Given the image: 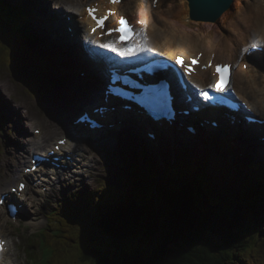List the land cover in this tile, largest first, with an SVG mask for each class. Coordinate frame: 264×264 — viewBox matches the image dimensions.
<instances>
[{
  "label": "rangeland",
  "instance_id": "1",
  "mask_svg": "<svg viewBox=\"0 0 264 264\" xmlns=\"http://www.w3.org/2000/svg\"><path fill=\"white\" fill-rule=\"evenodd\" d=\"M22 1L25 6H23V8L20 7V9L25 10L23 11L25 19L13 23L14 18L9 19L5 17L7 20L5 19L4 20L5 23H3L2 19L4 18L0 16V92L3 94V96L0 98L2 100V102H0V120L1 118L4 119V121H0V196L3 194V192L6 191L7 193L11 192L10 186L14 182L13 178L17 177L21 165L24 162H29L31 154H36V152L39 151V148L36 149L35 152L31 150L29 154V150L31 146L29 142H27L28 140L27 138L32 139L33 137L36 136L35 127L38 126V128H41L44 124L48 127L47 134H49V135H45L44 139L42 140L36 139L34 145L36 147H38L39 144L42 146L49 145L50 138L52 137L54 138L59 134H61L60 136L64 135L65 131L63 132L62 130H65V127L62 125L59 126L61 118L56 117L53 114L54 112L51 111V109L56 104H59L58 102L60 100H64L65 101L64 103L61 101V105L58 106V110L62 114L63 113L61 111L62 107L63 106L65 107L66 113L64 112L65 114L62 115L63 123H65L67 119L66 116L69 115L70 113H73L72 110H74L75 108L76 109L80 108L81 103L84 102L83 99L85 93L90 90L89 82H91V79H98L100 81V79L97 77L98 73L96 74V76H92V75L91 77L87 76L90 79L89 81L80 75L74 76L72 74H65L62 83L52 84L49 82L50 87L47 86L48 81L45 79L46 77H44L43 74H42L43 77L38 76L37 74L43 73L44 68L49 70L50 72L48 73L49 76L52 74H58L57 68L52 66L51 64L52 61L49 60L48 54L49 55L51 54L49 51L50 49L49 43H53L60 50L58 52L59 55L51 54L56 58V59L53 58L55 61L57 60L61 61V57H60L61 54H63V57L66 58L65 49L67 48L70 49L71 47H75L77 48V52H81L78 47V43L76 42L75 44L76 46L74 45L73 41H75V37H76L75 34L73 35L71 34L70 31L66 30V32H64V35H61V33L63 32L62 30L54 31V29H58L60 27L59 26L58 28H55L54 26L56 25L52 23L53 21L52 18H54L55 15H57L56 14L57 12L55 11L61 10L66 14H68L67 11H64L68 8V4L66 0H46L47 2L50 3L46 4L45 9L41 12L42 15H37L38 18L42 17V20L41 19L38 20L36 16H34V12L32 13V11L30 10L31 0H22ZM150 1L152 2V0ZM234 1H235L234 8L233 9L231 8L230 12H228L229 10L227 11V13L229 14L228 16H230L231 14L229 19L231 18L235 20L236 19L240 20L241 17L244 23H249V25L251 26L254 25L261 26L260 29H258L255 37L257 39H264V35L258 37L259 33L264 34V29L262 27L264 23V11H263L264 0H243V3L241 2V0H234ZM5 2L6 3L10 2L13 8H17L15 5L16 0H6ZM153 4L156 5L158 4V2L156 3V0H153ZM224 4L225 2L220 3L216 5V7L222 8ZM259 8L260 9L262 8V12L260 11V13H257L259 11ZM239 11H243V12L240 14ZM66 14H63V16L65 17ZM247 18H249L250 20ZM224 19L225 17H222L220 19V23L218 22L219 20L216 22H211L214 24L215 28L217 29L214 31V33L217 32L215 34H220L218 32L219 31L221 32L222 28L228 30L229 27L230 28L233 27V24L231 22L227 23L225 21L226 24L224 23L222 24L223 22L222 20ZM46 20L48 21L50 20L49 24L46 22ZM195 21L203 22V23L208 22L201 20H195ZM19 24H21L22 29L25 28L27 30L29 36L36 35L35 39L25 37L27 40H29L26 46H24L15 37L16 29L13 26L15 25L19 26ZM3 25L5 27L4 32L1 31ZM51 26L54 27V29H50ZM210 28L212 29L211 26L208 27V29ZM192 29L193 26L189 28V31ZM233 29L237 31L236 27H234ZM196 30L197 28L193 30L194 34L196 33ZM249 30L250 27L245 28V32H249ZM245 32L243 34H235L238 40L237 46L241 48V53L243 52V49L246 47V45H243L240 42L242 41L243 36L247 35L245 34ZM211 33L213 34V32ZM229 33H233V32H229ZM224 35L227 36L226 33H224ZM50 37L53 38L52 41H50ZM250 39L251 37L248 36L249 44L252 42L250 41ZM92 54H94V52H92ZM99 56L97 58L98 61H100ZM79 57L85 58L83 54H79ZM65 62L66 61H64V63ZM97 65L98 66L95 65L96 69L98 70L99 68L100 73L104 77H107V74L101 71V67L98 62ZM67 67L69 68L71 73L73 72V68H75L74 66H68V65ZM68 78L73 79L76 83H74L73 85L67 84L66 79ZM48 79L50 78L48 77ZM69 81L72 82L71 80ZM64 82L66 83L67 89H64V87H62L65 86ZM48 89L53 90L54 95L52 97H47L48 94H46V91ZM85 89H89V90H85ZM82 90H84L85 93L82 92L81 94H79L78 92ZM49 93H51V91ZM90 94H92L91 90H90ZM19 103H23L24 108L19 107ZM69 107L70 109H68ZM27 113H29L31 117H34L36 119V121H34V123L32 121L30 125L27 124V122L31 121L30 119L27 118L28 116ZM204 115H208V113H205ZM68 120L69 118L67 119V121ZM1 124H3V126ZM55 127L56 128L61 127V128L59 130H56ZM141 131H142L141 128L135 127L127 135L125 134L122 136V134L125 131H123L121 135L113 134L111 140L109 139V137H107V131H103L102 133L105 134L104 142L103 143L97 142V146L99 147L98 151L100 149L101 150L99 154H97L96 152L92 154L97 158H95L96 164L90 173L86 170L85 173L83 171L79 174L71 173L70 171H68L69 173L67 174V180H64V178L57 179V183L55 185L45 186L44 188H42L41 194L44 195L43 197L41 198L30 197L29 201L23 204L22 215H21L22 218H20V221L18 223L12 222L6 212L7 218L4 221L2 220L0 222V224L4 222V224L0 226V232L1 235H3L5 238L9 240L11 245L10 246L11 254L13 251L12 258L7 259L6 262L10 263L11 261H13L12 263L14 264H29V263L32 264V262L30 261L29 254L27 253L29 259L27 260L25 251L23 250V247L26 245V248H28L30 243L31 244L35 243L36 245L35 247L32 248L33 253L36 257H38L39 255L41 257L45 256L44 251L46 250V248L42 247L40 242L43 236L39 237L38 235L37 237H35V235L31 236L29 234L31 232H35L45 227L47 225L46 215L53 214L52 212L54 211L58 212L62 209H65L68 213L73 214L74 212H77L79 209H81L82 207L80 208V206L82 201H80V199H73L74 195L72 197H69V195L73 192H76L77 194L80 195V193H85L86 190H94L97 189L99 186L104 187L109 184L116 185V183L118 184L119 187H122V189L128 188L129 190H127V192L132 191L133 187H136L141 182L144 183L147 182L151 184L155 183L156 185L158 184V186L160 187L161 185L164 184V183L162 184V182L165 180L163 174L169 171L170 167H172V170L173 169L176 170L177 168H179L178 170L185 171V169H188L191 166L193 168L196 164L200 163L201 165V163H203L202 164L203 170H200V177L203 178V180L206 182V185L209 186L211 196L209 195L208 198L213 199V196H215L221 198L227 197L228 199H230L229 195H225L226 192L224 190L230 191V193L232 192L233 195H237L240 193L242 189V184L240 185L239 191L238 190L231 191L229 190L228 187H226L224 190L216 187L214 183L215 175L217 182L221 181L222 183L223 181L230 179L227 175L228 164L227 162H225L224 159L227 156L226 157L223 156L224 157L223 158L220 157L219 152L211 153L209 150L204 151L203 149H201V147L203 146L200 147V145L198 146V144H196L200 142L199 144L201 145L203 144L209 145L210 140L202 138L200 140L195 141L194 142L195 144L191 143V145H189V148L185 149V146L188 144V142H190L189 137L177 134L175 139H171V138L168 139L167 138L168 134L162 132L160 135H158L159 140H163V139H167V140H164V142H156L154 146L151 144H147L145 142L148 139V135L143 134L142 136L141 135L139 136L138 132ZM121 136L122 139L117 141V139ZM226 141L232 142V140L229 139L228 137L226 138ZM89 144L90 143L88 144L86 143L85 145H89ZM141 144L143 145L139 146ZM254 144L256 145L258 144L257 148L262 153L264 150V142L257 139L256 142H254ZM132 145L141 149L145 148L144 152L148 155L144 158V160H141L136 156L137 152L131 154L127 152V150H129ZM158 145L162 146V150H161L163 151L162 153H160L161 151L160 152L156 151L155 147H158ZM193 146L196 147L195 152L199 154L197 156V154L195 153V156L197 157H195L194 154L192 153L194 149ZM154 153H158V155L160 154V156L157 155L158 157L156 158V161L152 162L150 160V157ZM28 154L29 156L27 158V156L25 155ZM126 154H129L128 158L124 159L122 164L118 163L121 159L125 157ZM252 154L254 155L253 160L246 157L247 158L246 164L248 166L254 161L257 162V165L258 162L260 163L261 161L264 162V159L258 153H256V151L252 152ZM231 157H232L231 165L236 169V166H234L235 156H231ZM136 163L140 164L139 172L136 171L135 168L133 167V165ZM156 164H158L159 168ZM73 166L70 168V170L74 169ZM135 172H138V175L136 177L134 175ZM151 174L153 176H158V177H154V178L152 177L151 179ZM206 174H208L211 180L204 179L205 177H207ZM74 175H79V177L83 175L84 179L81 180L79 183H77V188L72 189L69 182H71V178L74 177ZM176 177H177V181H180L182 185L189 183L188 179L184 178L183 176L178 177L176 175ZM86 182H89V184H87ZM167 182L171 184L170 185L171 187L167 188L164 186V189H161L163 190V192H166L167 190L173 192L175 189L180 187V185L176 186L174 183H171L169 180ZM234 184H236V182L233 183V185ZM16 186L17 185H14V187ZM68 186L69 189H71V191L67 190ZM35 188H37V186H35ZM45 188L47 189L45 190ZM263 192H264V188L261 185L259 187V190L252 191L250 192V194L253 193L252 198H255L256 196H259ZM30 194L33 193L30 192ZM61 207L63 208L61 209ZM85 212H86V208H85ZM87 214H89V212ZM263 216H264V212L262 211V218ZM74 220H77V218H75ZM47 238L48 240L50 239L49 235L47 236ZM259 238H260V242L253 248L251 254H248L242 258L239 257V260L236 263L234 262L235 264H264V230ZM78 242H79L78 238H74L72 236L71 239H63V240L55 241L56 254L51 259L52 262L54 264L56 263L70 264V262H68L67 259L65 258H64L65 260L63 259V256H66V253L70 251L76 252L78 250ZM32 261L34 264H42L39 263L36 260V258H34ZM48 262L49 260H47L45 264H48Z\"/></svg>",
  "mask_w": 264,
  "mask_h": 264
},
{
  "label": "bare ground",
  "instance_id": "2",
  "mask_svg": "<svg viewBox=\"0 0 264 264\" xmlns=\"http://www.w3.org/2000/svg\"><path fill=\"white\" fill-rule=\"evenodd\" d=\"M68 1L69 2L72 1V2H70L71 5L69 4L70 7H68L64 11H73L74 10L76 13L78 12L81 15V17H80L81 20H79V23L81 25H83L82 28H84V29L79 28L81 26L80 24L74 26L73 25V23L75 21L74 17L69 20L67 14L61 10H57L56 11L57 15H55V17L52 18L53 24L56 25L54 27L55 28H58L59 26L60 27L58 29H54V27L51 26L50 29H54V31L55 30L56 31L62 30L63 32L61 33V35H64V32H66V30L64 29L63 25H66L67 27H70V26L73 27L72 31L70 30V32H71V34L76 35V37L74 36L75 37V41H73L74 45L76 44V42L78 43V47H79L80 51L83 53V55L85 56V58H80L78 56L77 48H75V47H71L70 49L69 48H67V49L63 48L66 51L65 52L66 58H64L63 54H61L60 55L61 61H58V60L55 61L54 59H56V58L53 55H51V58L54 61L53 63L55 64V67L57 69H60L58 74L61 76V78H55L54 74L49 76V78L51 80H53L56 84L62 83V80L64 79L65 74H72L74 76L80 75L89 81L90 79L87 76H89V75L96 76V74L99 72V70L96 69L97 62L95 59H93V58H98L99 55H100L99 56L100 57L99 63L101 65H103L101 67V69H105V68L106 69H116L117 62L115 61V55L112 53L114 51L111 52L109 50V48H104L102 46V45L108 43L107 37H104L103 40L102 39L99 40L98 28L95 27L96 31L93 32L91 29L92 28L91 25L87 26V24H93V23H94V25H96L95 21L94 20H93L94 22L92 21L90 15H89V12H88V7H90L89 5H91V6L93 5V6L101 8L100 13H103L106 8H109V9H113V10H119L122 12V14L125 13L129 16H131V14L132 15H139V18L143 21L144 26L149 27V33L151 36L150 39H151V43L153 44V46L155 48L159 47L163 50L169 51L168 52L169 56H174L176 50H182L183 51L185 49L189 50V52L191 54L193 52H195L196 54L198 53L199 55H202L203 53H208L209 51H216V57L219 60V62H232V63H234V65H233L234 68L236 66H238L239 60L242 59V61L244 63L249 64L248 70H245L244 68H242L244 63L241 61L240 70L234 71V74L232 75V81H234V88L237 90V93L240 95V97L244 101H246V103L249 105V107L252 109V111H254L255 113L263 115V118H264V65L263 66L259 65V60H260V62H262L264 56L263 55L262 56L252 55L250 58L247 55H242L241 48H239L237 46L238 40H237L236 35H235V34H243L245 32V28L250 27L249 32H245V34H247V35L243 36L242 41H240L243 45H248L249 44L248 36L251 37L250 41H255V39H257L255 37L256 33H257L258 29H260L261 26H255V25L251 26V25H249V23H244L240 16H239L240 20L236 19L237 21L235 19H231V18L229 19L231 14H230V16H228L229 14L227 13L226 10H224L222 12V14L223 13L224 14L221 16V18L225 17V19L222 20L223 21L222 24L223 23L226 24V22L227 23L231 22L233 24V27L232 28L229 27L228 30L225 28H222L221 32L220 31L218 32L220 34H215L217 32L214 33V31L217 29L215 28L214 24L211 22H216L219 20L218 22L220 23L221 18L215 17L213 20H209L207 23L197 22V21L193 20L190 16V10H189V4H190L191 0H159L156 7L154 6V4H152V2L150 0H122L121 3L120 2L112 3V2H110V0H68ZM221 1L222 0H216L215 2H212V0H203V1L198 0L199 4L197 6V11L198 12L203 11V12H207V13L214 12L216 9L215 8L216 5L220 4ZM87 2H88V4H87ZM241 2L243 3V0H241ZM30 3H31L30 10L32 11V13L34 12V16H36V18L38 20L39 19L42 20V17L38 18L37 15H42L41 12L45 9L46 4L50 3V2H47L46 0H32ZM228 5L233 9L234 5H235V1L230 0ZM38 6H40V7H38ZM58 6H59V4H58ZM81 6L83 8H81ZM230 10L231 9H229L228 12H230ZM260 11L262 12V8L261 9L259 8V11L257 13H260ZM263 11H264V8H263ZM239 12L241 14L243 11H239ZM63 14H66L65 17L63 16ZM47 19H49V18H47ZM247 19H249V18H247ZM46 22L49 24L50 20L49 21L46 20ZM59 22H62V24H59ZM191 26H193V29L189 31V28ZM210 26L212 27V29L211 28L208 29V27H210ZM234 27L237 28V31L233 29ZM262 27L264 29V23H263ZM196 28H197V30H196V33L194 34L193 30H195ZM1 31L4 32L5 29L2 28ZM211 32H213V34ZM229 32H233V33H229ZM224 33H226L227 36H225ZM262 35H264V34L259 33L258 37H260ZM52 40H53V38L50 37V41H52ZM112 40H114V39H111L110 41H112ZM259 41L263 42L264 39H261ZM123 45H125V44H123ZM49 46H50V49H52V50L49 49L51 54L59 55L58 52L60 50L53 43H49ZM117 47H119V45H117ZM92 52H94V54H92ZM142 53L143 54L141 57L134 58L131 61L132 64L130 65L131 66L130 69L132 70L133 74H135V75L139 74L141 72V70L138 68V67H140L141 63L144 60L148 61V58H147V56H149L148 52L147 53L142 52ZM91 54H92L93 58L91 57ZM134 57H136V56H134ZM198 59H199L201 65L198 67L197 72L193 73L188 78H189V80H191V82L194 81L195 84L203 86L205 83L210 82L212 77L208 73V70L205 68L206 62H203V60L199 56H198ZM64 61H66V62L64 63ZM209 63H211V61H209ZM67 65L75 67V68H73L72 73L70 72ZM45 72L50 73L49 70H46ZM111 73L114 76L113 78L116 81L120 80L119 77L113 71H111ZM42 74L44 75V77H46L44 72L38 73L37 75L43 77ZM165 74L166 73L163 71V73H161L160 75L162 76ZM149 76H150V73H149ZM98 78L100 79L101 83L98 84V83L93 81L92 91H91L92 94H90V90L88 92H86L84 99H83L84 102L81 103L80 108H78V109L75 108L74 110H72L73 113L78 114L79 112H84V113L89 112L93 106V103L95 106H93L92 109L97 108L96 102L99 101L98 97L105 96V89H102V87H104V86H102V82H104V84L106 82H107V84L109 83V80H108L109 77L106 79L103 76H98ZM127 79L128 80L126 81V84L128 86H132L133 83L131 80H129L131 78H127ZM69 80H70V78L66 79L67 84H71V82ZM95 80H97V82H99L98 79H95ZM36 83H37V81H36ZM66 83H65V86H62V87H64V89H67ZM185 87L188 88L187 84L185 85ZM116 88H117V91L119 92V88L118 87H116ZM106 92H107V88H106ZM182 92L186 93V91H182ZM2 96H3V94L0 92V98ZM61 101L63 103L65 102L64 100H60L58 102L59 104H56L51 109V111L54 112L53 114L56 117L61 118L59 126L62 125L65 127V123H63V120H62V115L66 113L65 107L64 106L62 107V110H61L63 112L62 114L58 110V106L61 105ZM0 102H2L1 99H0ZM54 102H55V100H54ZM23 106H24L23 103H19V107H23ZM241 113L243 115V120H241L239 123L237 121L234 123L230 116L229 117L223 116V123L220 125V127L224 128V130H222L219 127H215L211 124L210 125L207 124L206 125L207 128H209L211 130H215L216 136H213L214 138L211 141H209L210 142L209 145H206V144L201 145V144H199L200 142L196 143V144H198V146L200 145V147L203 146V147H201V149H203L204 151L209 150L211 153L212 152H215V153L219 152L220 157H223V156L226 157L227 156L226 158H224V157L223 158L225 159V162H227V164H228L227 175H228L230 180H225L222 183H221V181L217 182L216 175H215L214 183H215L216 187L219 189L224 190L226 187H228L229 190H231V191H233V190L239 191L240 185L242 184V176L240 175V173L247 172L250 168H253L257 165V162L254 161L253 163H251L248 166L246 164V162H247L246 157L253 160L254 155L252 154V152L256 151V153H258L264 159V153H261V151H259V149L257 148L258 144L256 145V144H254V142L249 143L251 149L248 148L247 155L246 154L243 155V149L241 146L242 136L245 137V131L244 130H248L247 128H248V126H250V124L247 123V120L244 117V116L248 117L247 112L243 111ZM97 114L100 115L99 113H97ZM105 114H107V112H105ZM142 114H144V111H142V110H134L132 112V114H125L123 110H119L117 113L111 112L110 118H112L113 121L106 122L105 130H104V131H107V137H109V139L111 140L113 137V134L114 135H117V134L121 135V133L123 131H125V132L122 134V136L125 134L127 135L135 127L141 128L142 131L139 132L141 134V136L143 134L151 135L152 133L155 132V127L151 126V124L148 125V123H145V125L142 123L140 124L139 123V121H140L139 115H142ZM27 115H28L27 118L31 120V121L27 122L28 125H30L32 121H33V123H34V121H36V119L34 117H31L29 115V113H27ZM93 117L95 118V116H93ZM206 118H208V117H206ZM0 121H4V119L1 118ZM51 121H52V119H51ZM180 121H182V123H184V121H186V118H184V119L182 118ZM157 124H159V123H157ZM1 125L3 126V124H1ZM66 126L68 128V132H65L63 137L66 138L67 140H66V142L63 143V146H62L60 151H61V153L66 154V155H67V153H69V156H71L72 158H76L78 162L76 163V162H73L71 159H67V161H64V162L67 163L68 166H64L66 168H63V172H68V169L70 167L69 165H71V163H72V165H74L73 166L74 169L70 170L71 173H78L79 174L83 171L85 173V170L90 173L96 164L95 158H97L96 156H93L92 154L95 151H98L99 147L97 146V142L98 143L104 142L105 134H103L101 132L100 128L96 129L97 130L96 132H89L90 131L89 126L84 127V130H78L76 127L70 126L69 124ZM253 126H255V125H253ZM37 128H38V126L35 127V130ZM41 128L43 130L40 133V135H36L32 139L27 138L28 139L27 142H29V144L31 146V148L29 150V154H30L31 150H33L35 152L36 149H38V148H39V151L46 150L48 147L51 146L52 140L54 138H56L57 140L63 139V137L59 136L61 134L58 133L59 134L58 136H56L54 138L53 137L50 138L49 145H46L43 147V146H39L40 145L39 144L38 147H36V146H34L36 139L42 140V139H44L45 135H49V134H47L48 133L47 132L48 127L46 125L43 124V126ZM60 128L61 127H57L56 130H59ZM62 131L64 132L65 130H62ZM162 132L163 131H161L160 133H156V135H155L156 138H154V139L149 137V135H148V139L145 142L147 144H151L154 146H155L156 142H164V140H167V139L159 140V136H158ZM254 132L258 136L260 134H262V132L264 133V124L262 126H259V129L255 128ZM166 134H168L167 135L168 139L169 138H171V139L176 138V134L174 135L170 130H168V132ZM177 134L184 135L186 137H189V139H192V137L190 135V131L187 129L186 126H183L182 132L178 131ZM79 136H81L80 139H79ZM122 136L119 137L117 139V141L122 139ZM69 137H72V139H70ZM227 137H229L232 140V142L230 144L231 147H229V148L227 146V141H226ZM88 142H92V144L95 147L93 145H85ZM55 143H54V145H55ZM212 143H214V144H212ZM75 145H77V146H75ZM79 145L84 146L85 149H80ZM142 145L143 144H141L139 146H142ZM189 145H191L190 142H188V144L185 146V149L189 148ZM125 146H127V145H125ZM155 148H156V151H158V152H160L162 150V146H160V145H158V147H155ZM252 148H254V150ZM144 150H145V148L141 149V148H137L136 146L132 145L131 148L129 150H127V152L130 154L137 152L136 156L139 159L144 160V158L148 155L144 152ZM48 151L49 150L47 149L46 151L41 152V154L47 153ZM195 151H196V147H194L192 153L194 154V156H195V153L198 156L199 154ZM162 152L163 151H161L160 153H162ZM29 154L25 155V156H27V158H28ZM157 155H158V153H154L150 157V160L152 162H155L156 158L158 156H160V154L158 156ZM205 155H206V153H205ZM205 155H203V156H205ZM128 156H129V154H126L125 157L123 159H121L118 163L122 164L124 159H127ZM197 156H195V157H197ZM231 156H235V160H234L235 165L234 166H236V169L231 165V159H232ZM32 157H33V155L30 158H32ZM52 158H53V156L50 155L49 159H52ZM249 159H248V161H249ZM52 161H51V170H52L51 173H53ZM24 163L22 165H24ZM196 163H197V161H196ZM261 163L264 165L263 161H261ZM261 163L258 162V164H261ZM44 164L40 165V168H41L40 171L42 172V174H46L49 171L47 168H45ZM31 165H32V163H31ZM156 165L158 166V164H156ZM181 165H182V163H181ZM199 165H200V163L196 164L192 168L193 172H190V173H194L195 171H197ZM141 166H142V163H141ZM134 167L136 170H138V172L140 171V164L139 163L134 164ZM158 168H159V166H158ZM22 171H21V169H19L17 177L13 178V181H16V179H18L17 184H18V181L20 179H22ZM177 171H180V170H177ZM63 172L57 173V174H55V176L57 178H60L61 175H63ZM180 172H182V174L185 172V174H186V171H180ZM84 173H83V175H84ZM149 174H150V172H149ZM83 175H81L80 177H79V175H74V177L71 178V182H69V183H70V186L72 189L77 188V183H79L81 180L84 179ZM134 175H135V177L137 176L136 173H134ZM10 176H12V175H10ZM206 176L207 177H205L204 179L211 180L210 177L208 176V174H206ZM56 177H52L50 175H47L45 180L48 183L44 182L40 185H37V188H35V185H33L30 182L29 186L26 189L27 196H29L30 192H32L33 194L37 193V191H39V189L43 188V185L52 186L53 183H55ZM152 177H153V175L151 174V178ZM212 180H213V177H212ZM235 182H236V184L233 185V183H235ZM252 182L253 183L255 182L254 176H253ZM86 183L89 184V182H86ZM145 183H147V182H145ZM262 184L263 183H260V184L258 183L257 188L254 189V191L259 190V187ZM108 186L113 187L116 191H118V194L121 197L130 198V193L125 192V188L122 189V187H119L117 183H116V185L109 184ZM156 186H157V188H159L158 184ZM11 187H12V185H11ZM101 187L102 186H99L97 189H99ZM97 189H94V190H97ZM207 189L205 191V196L208 198L209 195L211 196V192H210L208 186H207ZM67 190L71 191V189H69V186L67 187ZM94 190H91V191H94ZM167 191H170V190H167ZM224 191L226 192L225 195H230V196L233 195L232 192L230 193V191H227V190H224ZM168 193L169 192H166V193H164V195L168 197L169 196ZM253 193H251L249 195L250 198H252ZM72 194L73 193H71L69 195V197H72ZM102 194H104V192H102ZM213 198H215L216 200L217 199L218 200L223 199L221 197H215V196H213ZM14 200H15V195L8 194L7 201L11 202ZM80 201H81V199H80ZM235 205H237V204H235ZM62 208L63 207H61V209ZM5 219H6V216L3 213H0V222L2 220L4 221ZM3 224H4V222L2 224H0V226ZM6 254H7L6 250H4L3 252H0V255L4 256L3 260H5Z\"/></svg>",
  "mask_w": 264,
  "mask_h": 264
},
{
  "label": "trees",
  "instance_id": "3",
  "mask_svg": "<svg viewBox=\"0 0 264 264\" xmlns=\"http://www.w3.org/2000/svg\"><path fill=\"white\" fill-rule=\"evenodd\" d=\"M5 1L0 0L3 23L5 17L14 18L15 22L25 19V10L20 9L25 6L22 0H16L17 8ZM13 27L27 38H36V35L30 37L21 24ZM171 169L163 174L164 184L159 188L155 183L141 182L129 192L130 198L121 197L108 185L80 195L76 193L73 198L81 199L82 208L73 214L65 209L52 212L50 226L38 234L43 235L41 245L46 248V257L39 255L36 260L54 264L53 242L71 236L79 242L76 252L63 256L70 264H235L239 257L251 254L264 230V192L249 197L258 183H263L264 188L259 164L244 172L239 194L221 200H206L207 185L200 172L190 173L193 169L189 168L182 174ZM175 174L187 178L189 183L182 185ZM168 180L180 187L166 191L167 197L161 189L171 187ZM235 204L243 206V210L231 217ZM48 232L53 242L48 240Z\"/></svg>",
  "mask_w": 264,
  "mask_h": 264
},
{
  "label": "snow or ice",
  "instance_id": "4",
  "mask_svg": "<svg viewBox=\"0 0 264 264\" xmlns=\"http://www.w3.org/2000/svg\"><path fill=\"white\" fill-rule=\"evenodd\" d=\"M110 2H112V3H118L119 0H110ZM95 11L96 10L93 9V8H89L88 9L89 14L96 21V27L103 29V27H104V21L107 19V16L97 17L95 15ZM108 14L111 15V10H109V13ZM119 23H120L121 27H118V28H109L107 34L111 35L112 32H120L121 33V37H119L118 39L120 41H123L125 38H127L128 39L127 46L125 47L121 43L120 46L117 47L118 41L117 40H112L109 43H106V44L102 45L104 48H109L112 51L116 52L119 56H123V57L135 56L138 53L146 52V51H150L151 50L148 47V45H147V42H146L147 41V36H146V32L143 29H141L139 31V36H140V39H141V43L139 45H137L135 43L136 37H137V32L134 30V28L132 26H128L127 27L128 36L125 37V35H124V33H125L124 25L127 24V21L123 17H121ZM92 31L95 32L96 31V28H93ZM252 47L253 48H256V47H259V45L253 44ZM177 62L178 63H181L183 65V60L181 58H178V61ZM197 62L198 61L196 59H193V61H192L193 64H195ZM205 67H207V65H205ZM220 67L221 66H219V65L217 66V71L220 70ZM212 86L215 87V85H212ZM223 90H224L223 88H219L218 89V91H223ZM203 95H204L205 99H208L209 98L207 92H204ZM20 187L23 188L24 185L21 184ZM0 203H2V201H0Z\"/></svg>",
  "mask_w": 264,
  "mask_h": 264
},
{
  "label": "water",
  "instance_id": "5",
  "mask_svg": "<svg viewBox=\"0 0 264 264\" xmlns=\"http://www.w3.org/2000/svg\"><path fill=\"white\" fill-rule=\"evenodd\" d=\"M216 0H212V2H215ZM229 1L230 0H222L221 1V3H224L225 2V4L223 5V7L222 8H217V7H215L216 9H215V11L214 12H209V13H207V12H203V11H200V12H198L197 11V6H198V4H199V2H198V0H191V2H190V5H191V8H192V17L193 18H195V19H214L215 17H219L221 14H222V12L224 11V10H226V9H228L230 6L228 5V3H229ZM15 37L24 45V46H26L27 44H28V42H29V40H26L25 38H23L22 37V35H20V34H18V33H15ZM48 56H49V60H51L52 62H51V64L52 65H54V67H55V64L53 63L54 61L52 60V58H51V56L48 54ZM56 68V67H55ZM47 69L46 68H44L43 69V72L45 73V76H46V80L48 81L47 82V86L48 87H50V83H52V84H55V82L53 81V80H50V79H48V77H49V75H48V73H46L45 71H46ZM59 70L60 69H57V73L59 72ZM54 77L55 78H61V76L59 75V74H54ZM72 82H71V84L73 85L74 83H76L73 79H70ZM93 81L94 82H96V83H98V84H100L101 83V81H99V82H97V80H95V79H91V82H89V87H90V90L92 91V85H93ZM50 82V83H49ZM44 85V84H43ZM45 86V85H44ZM102 86H104V82H102ZM102 89H104V87H102ZM85 90H89V89H85ZM51 91V93H49ZM85 93V91L84 90H82V91H79L78 93L79 94H81V93ZM46 94H48L47 95V97H52L53 95H54V92H53V90L52 89H48L47 91H46ZM97 95V94H96ZM99 98V101L100 100H104V98H105V96H100V97H98ZM98 101V102H99ZM57 102V101H56ZM72 102V101H71ZM97 103V102H96ZM126 104V102L123 100V99H116V98H111V105H108L107 103H102V105L101 106H106L109 110H112V106H116V107H122L123 108V106ZM68 109H70V107L68 108ZM77 114H75V113H70L69 115H67L66 117H70V118H74L75 116H76ZM188 122V120H186V121H184V123H181V122H179L178 124L180 125L179 127H181L182 129H183V126H186L187 127V125H186V123ZM246 146V148H245V154L247 155V151H248V148H250V146L249 145H245ZM251 149V148H250ZM133 167H134V165H133ZM135 168V167H134ZM136 170V169H135ZM137 171V170H136ZM136 173V175H138V172H135ZM130 192V191H129ZM242 210H243V206H241V205H239V204H237V205H235L234 207H233V209H232V214H231V217H234V216H236V215H239V214H241V212H242Z\"/></svg>",
  "mask_w": 264,
  "mask_h": 264
}]
</instances>
